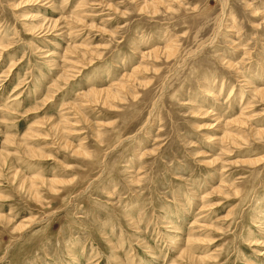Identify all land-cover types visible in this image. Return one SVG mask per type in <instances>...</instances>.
<instances>
[{"label": "rangeland", "instance_id": "obj_1", "mask_svg": "<svg viewBox=\"0 0 264 264\" xmlns=\"http://www.w3.org/2000/svg\"><path fill=\"white\" fill-rule=\"evenodd\" d=\"M256 87L264 0H0V264H264Z\"/></svg>", "mask_w": 264, "mask_h": 264}, {"label": "bare ground", "instance_id": "obj_2", "mask_svg": "<svg viewBox=\"0 0 264 264\" xmlns=\"http://www.w3.org/2000/svg\"><path fill=\"white\" fill-rule=\"evenodd\" d=\"M154 9H155V7H154ZM153 9V10H154ZM160 51V50H159ZM168 51V50H167ZM166 51V52H167ZM169 51H172V49H170ZM174 52V51H173ZM150 53V52H149ZM153 53V52H152ZM168 53V52H167ZM145 54H147V52H145ZM147 55H149V54H147ZM150 55H153L154 56V54H150ZM158 55V54H157ZM146 56V55H145ZM158 57V56H157ZM151 58V57H150ZM83 66V65H82ZM124 85L125 84H123V87H124ZM122 84L119 86V87H117V89H113L112 87H109V88H104L103 90H99L100 91V93L98 94V95H96V92H97V90L95 89V90H91V91H89V92H87V93H85V94H87V96L88 97H93V99H94V101H95V99L97 98V99H99L100 98V95H101V92H103V94H104V98H105V102L107 103L108 102V100L110 99H114L115 97H119V95H118V90L119 89H121L122 90ZM254 91H256V92H258L260 95H262V96H264V88H255L254 89ZM92 100V99H91ZM102 100V99H101ZM98 101H100V100H98ZM244 111V110H243ZM248 117V116H247ZM238 119H239V121H238ZM240 122V124L241 123H244L243 122V120L241 119V118H237L236 120H235V122ZM57 126V125H56ZM60 126V125H59ZM59 126H57V127H59ZM54 127V126H53ZM52 128V127H51ZM261 132V131H260ZM235 134H231V133H227L226 135H225V138H229V139H231V138H233V139H235ZM224 138V137H223ZM224 138V139H225ZM225 141V140H224ZM67 144V143H66ZM39 154H41V153H39ZM259 160V159H258ZM29 181H31L32 182V180H37V179H40L38 176H33V177H29V178H27ZM44 179L45 178H42V180L44 181ZM48 180V179H47ZM46 180V181H47ZM42 181V182H43ZM30 186H35L36 187V185L35 184H32V185H30ZM34 187V188H35ZM32 188V187H31ZM38 188V187H37Z\"/></svg>", "mask_w": 264, "mask_h": 264}]
</instances>
